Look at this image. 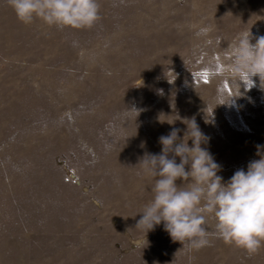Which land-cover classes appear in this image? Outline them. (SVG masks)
Here are the masks:
<instances>
[{
	"label": "rangeland",
	"instance_id": "374dc122",
	"mask_svg": "<svg viewBox=\"0 0 264 264\" xmlns=\"http://www.w3.org/2000/svg\"><path fill=\"white\" fill-rule=\"evenodd\" d=\"M99 3L93 27L59 30L0 0V264H264V247L188 250L163 223L135 229L154 184L135 166L184 121L225 181L259 159L264 91L226 69L238 33L264 36V0Z\"/></svg>",
	"mask_w": 264,
	"mask_h": 264
},
{
	"label": "clouds",
	"instance_id": "9594fccd",
	"mask_svg": "<svg viewBox=\"0 0 264 264\" xmlns=\"http://www.w3.org/2000/svg\"><path fill=\"white\" fill-rule=\"evenodd\" d=\"M7 3L25 25L40 20L59 30L87 29L100 19L99 0H7ZM211 31V26H203L197 35L208 36ZM253 38L250 30L237 34L226 70L246 90L256 86L253 77H258L264 91V36L256 37L255 43ZM215 41L220 44L222 37L217 36ZM230 102L232 99L227 103ZM127 110L139 115L134 106ZM184 123L187 129L183 139L179 135L181 129L172 128L159 137L161 152H145L135 166L140 169L138 174L154 181L152 198L137 213L142 215L135 229L146 237L163 223L172 241L180 242L188 250L209 247L214 237L250 255L257 253L264 247V145L256 146L259 159L249 161L247 170L239 168L225 181L218 175L222 166L202 147L207 137L195 118ZM188 140L192 141L191 146Z\"/></svg>",
	"mask_w": 264,
	"mask_h": 264
},
{
	"label": "snow or ice",
	"instance_id": "6c2138e0",
	"mask_svg": "<svg viewBox=\"0 0 264 264\" xmlns=\"http://www.w3.org/2000/svg\"><path fill=\"white\" fill-rule=\"evenodd\" d=\"M206 75V74H205Z\"/></svg>",
	"mask_w": 264,
	"mask_h": 264
}]
</instances>
